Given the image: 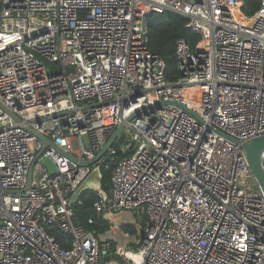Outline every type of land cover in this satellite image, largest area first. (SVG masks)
<instances>
[{
    "label": "built area",
    "instance_id": "built-area-1",
    "mask_svg": "<svg viewBox=\"0 0 264 264\" xmlns=\"http://www.w3.org/2000/svg\"><path fill=\"white\" fill-rule=\"evenodd\" d=\"M0 3V264H264V190L242 147L264 135V0ZM154 12L183 15L200 35L177 41L174 81L149 46ZM122 123L116 141L125 135L132 154L93 206L144 226L135 251L108 261L110 243L65 197L92 166L66 154L93 159ZM37 133L63 152L48 145L38 157Z\"/></svg>",
    "mask_w": 264,
    "mask_h": 264
},
{
    "label": "trees",
    "instance_id": "trees-1",
    "mask_svg": "<svg viewBox=\"0 0 264 264\" xmlns=\"http://www.w3.org/2000/svg\"><path fill=\"white\" fill-rule=\"evenodd\" d=\"M258 4V0H254V5ZM150 28V43L152 51L158 53L164 58L167 64L166 77L170 81L176 80L180 75L178 68V60L176 55L177 41L180 38H185L192 46H195L200 39V35L187 27L188 18L171 12H154L148 17ZM125 135L115 142L113 148L115 154H106V159L111 162L109 168L102 167L103 173V188L109 192L111 189V175L114 168V162L132 154V150L124 151L122 144L125 140ZM97 199V192L87 190L82 193L79 201L73 206L78 224L82 225L87 230H93L99 236L110 229V222L104 216L98 213L94 208V202ZM92 220V221H91ZM144 226V223H141ZM126 232L134 234L136 228L134 226H124ZM50 232L57 240L65 247H68L67 242L69 236L58 227H52ZM122 261L116 254L115 243L109 245L108 261Z\"/></svg>",
    "mask_w": 264,
    "mask_h": 264
},
{
    "label": "water",
    "instance_id": "water-1",
    "mask_svg": "<svg viewBox=\"0 0 264 264\" xmlns=\"http://www.w3.org/2000/svg\"><path fill=\"white\" fill-rule=\"evenodd\" d=\"M0 12H1V3H0ZM151 13L149 16H151ZM148 16V17H149ZM173 103L172 101H160L153 105L155 108H160L164 104ZM6 110L11 112L8 108L5 107ZM148 107L141 108L137 110L135 113L130 115L127 121H130L133 117L138 116L142 112H144ZM11 114L15 117V119H19L17 115L13 112ZM126 124L122 123L116 131L109 138L107 143L102 147V149L97 153V155L90 160H80L74 155L66 154L73 162H78L83 166H92V170L87 178L81 183V185L77 188L76 191L72 193V195L65 194L66 198H69V205L74 206L80 199L83 192L87 190H92L97 193H101L106 199L108 197V192L103 188V173L102 166L98 163L107 152L114 146L117 138L120 133L124 130ZM39 138L44 143V148L38 153V157H40L46 146L52 145L56 150L61 151L56 144L53 143L51 139L48 137L37 133ZM229 139L238 142L235 138L227 136ZM242 147L245 151L247 160L249 165L255 174L260 186L264 190V169L262 167V153L264 151V135L252 138L242 144ZM41 163L49 168L51 174L56 173V166L52 162V160L48 157L41 158ZM33 169H31L29 173V181L32 177ZM104 218L110 222V229L103 234L99 235V239L103 246H107L108 243H115L116 245V254L120 258H124L125 250L129 244H136L139 242V237L142 236L143 226L138 221L136 216L130 210H123L117 213L109 212L104 215ZM124 226H134L136 228V232L134 234L128 233L125 231Z\"/></svg>",
    "mask_w": 264,
    "mask_h": 264
},
{
    "label": "rangeland",
    "instance_id": "rangeland-1",
    "mask_svg": "<svg viewBox=\"0 0 264 264\" xmlns=\"http://www.w3.org/2000/svg\"><path fill=\"white\" fill-rule=\"evenodd\" d=\"M139 238H141V237H139ZM136 247H137V244H129L128 246H127V249H131V250H136ZM116 260V259H115Z\"/></svg>",
    "mask_w": 264,
    "mask_h": 264
}]
</instances>
